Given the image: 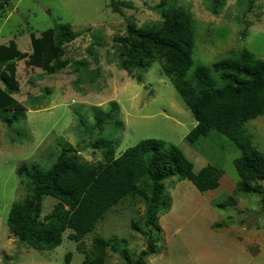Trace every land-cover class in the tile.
Segmentation results:
<instances>
[{"label": "rangeland", "instance_id": "rangeland-1", "mask_svg": "<svg viewBox=\"0 0 264 264\" xmlns=\"http://www.w3.org/2000/svg\"><path fill=\"white\" fill-rule=\"evenodd\" d=\"M131 1L134 8H121L124 13L120 14L109 0H10V7L0 17V44L14 41L20 51H30V32L38 36L57 22L68 23L74 30L91 27V33L98 31L97 36L104 41L94 46L93 54L87 52L89 33L66 45V57L88 59V70L82 72L84 81L79 84L74 83L77 73L71 66L46 74L17 60L20 90L14 98L24 109L25 118L12 127L0 121V264H81L96 236L117 246L116 251L107 249L105 264H133L147 239L131 228L132 221L141 230L145 227L141 198H125L107 210L94 230L85 235L81 249L68 239L69 229L57 247L30 248L12 234L6 222L11 204L27 195L25 184L16 174L19 165L35 162L48 167L63 143L77 149L81 159L96 162L103 153L91 144L109 134L119 139L116 155L140 140L154 138L177 145L193 162L194 171L208 163L223 170L218 185L204 192L178 176L163 181L164 197L170 206L158 213L155 228L159 226L160 230L155 233L160 240L157 251L147 257L145 264H264L261 195L239 192L234 205H219L239 179L233 164L238 155L234 144L224 136L215 145L207 138L200 139L196 146L186 141L196 121L157 61L146 71L134 70L132 76L119 68L113 36L125 32V18L133 17L138 24L158 18L149 8L158 0ZM180 1L193 13L195 41L190 71L240 48L264 57V0H254L253 11L246 16L242 15L245 0H226L218 15L206 8V0ZM236 18L242 20L239 25ZM244 21L250 25L245 26ZM95 67H100V74L92 81L88 71ZM37 95L40 100H33ZM110 101L118 105L116 118L122 126L114 130L109 124L103 132L87 131L94 122V108L105 110ZM78 116L83 117L84 126ZM245 128L253 146L264 152V114L247 121ZM56 201L43 196L41 217Z\"/></svg>", "mask_w": 264, "mask_h": 264}, {"label": "trees", "instance_id": "trees-1", "mask_svg": "<svg viewBox=\"0 0 264 264\" xmlns=\"http://www.w3.org/2000/svg\"><path fill=\"white\" fill-rule=\"evenodd\" d=\"M226 0H206V8L218 15ZM243 16L253 11L254 0H245ZM116 12L121 8H134L131 0H109ZM10 0H0V17L5 15ZM188 7V8H187ZM180 0H158L149 6L158 18L138 24L133 17L125 18V32L113 36L118 66L131 76L134 70L146 71L157 61L169 78L196 121L186 134V141L196 146L200 139L218 141L226 137L238 150L233 159L238 181L235 188L220 206L234 205L238 193H259L264 203V152L252 144L245 123L264 114V57H256L246 48L231 50L228 56L210 64L193 66L195 31L193 13ZM237 25L241 19H235ZM245 26L250 22L244 21ZM89 33V54L95 53V45L104 41L91 27L74 30L68 23L57 22L36 36L30 32V51H20L14 41L0 44V121L8 127L25 118L24 109L14 94L20 90L16 75L17 60H24L30 67L40 68L46 74H54L71 66L77 78L84 81L83 71L89 62L65 56L66 45L82 34ZM246 35L245 31H242ZM95 58V57H94ZM89 79L95 80L100 67L88 71ZM49 93L48 88L45 89ZM41 96H33V100ZM118 105L110 101L107 109L94 108V122L87 131L103 132L106 125L114 130L122 126L116 118ZM81 126L83 117L78 116ZM119 139L109 134L96 138L92 146L102 151L103 157L96 162L81 159L78 150L70 143H63L48 167L38 163L19 165L16 174L25 184L27 195L11 204L6 219L7 226L19 241L30 248L49 250L61 244L63 233L81 243L85 235L93 231L97 222L111 207L125 198L143 201L144 228L131 222V228L147 236L145 247L137 254L133 264H145L148 256L157 251L160 240L158 213L168 209L170 202L164 197L163 181L172 176L189 180L200 192L218 185L223 174L220 166L206 164L198 171L183 151L174 144L154 138H146L116 155ZM214 145H211L214 148ZM43 196L57 201L51 210L41 217ZM158 230L157 233H155ZM146 231V232H145ZM115 242L101 236L93 238L90 254H85L81 264H105L107 249L116 251ZM84 250V249H83ZM69 256L67 254L66 261Z\"/></svg>", "mask_w": 264, "mask_h": 264}]
</instances>
